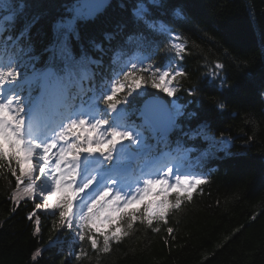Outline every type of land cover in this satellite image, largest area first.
Wrapping results in <instances>:
<instances>
[{
  "label": "trees",
  "instance_id": "16d2710c",
  "mask_svg": "<svg viewBox=\"0 0 264 264\" xmlns=\"http://www.w3.org/2000/svg\"><path fill=\"white\" fill-rule=\"evenodd\" d=\"M79 1L23 0L25 17H41L32 29V47L14 41L0 64V73H6L10 68L4 58L13 60L14 73L19 75L6 81L21 101L27 98L26 86L13 90L15 80L30 74L51 54L59 57L55 25L71 19ZM134 2L112 0L102 13L76 22L74 31L80 39H71L70 44L80 62L72 65L70 73H62L59 99L71 105L76 98L64 99L65 88L70 95L88 90L93 95L102 86L105 108V97L124 83L117 99L126 102L131 93L125 74L135 70L149 81L137 89L141 97L146 92L163 96L183 113L168 142L182 140L184 161L196 162L197 176L191 181H157L159 189L150 188L146 202L145 196L122 202L109 196L93 209L107 193L78 203L76 198L71 217L72 200L53 204L48 198L56 191L52 178L61 187L70 184L65 175L35 139L24 160L17 136L0 129V264H264V0H162L164 9L150 12L154 20L135 15ZM117 23H126L128 33L149 26L151 41L118 35L105 41L103 64H94L91 57L99 58L101 53L89 46V40H102L103 33ZM1 26L5 30L0 40L7 43V36L19 31L15 21ZM177 44L184 45L179 56ZM50 45L52 51L45 52ZM139 55L142 60L135 69L126 66ZM181 57L188 77H177L172 86L191 90L190 85H198L202 93L189 96L178 91L171 97L153 88L156 67L161 71L178 67ZM217 64L225 68H216ZM208 74L224 77V84L208 79ZM31 89L37 91L35 85ZM212 101L226 106L217 109ZM120 105L127 114L124 123L144 136L136 147L133 133L132 139H126L131 147L151 144L133 109ZM101 112L107 120L108 113ZM192 112L197 116L191 117ZM40 152L43 161L38 158L33 165L32 155ZM46 167L49 174L44 173ZM137 199L143 206H135ZM130 203L134 206L129 211ZM37 249L41 256L34 260Z\"/></svg>",
  "mask_w": 264,
  "mask_h": 264
},
{
  "label": "snow or ice",
  "instance_id": "6c2138e0",
  "mask_svg": "<svg viewBox=\"0 0 264 264\" xmlns=\"http://www.w3.org/2000/svg\"><path fill=\"white\" fill-rule=\"evenodd\" d=\"M96 0H81L79 6H74L72 9L74 15L71 19H67L66 21L60 23L58 22L55 27L58 33V39L54 42V47L56 53L59 55L60 59L66 65H72L74 63H79L80 61L76 60V57L73 54V50L70 44L71 39L79 40L80 36L78 33L74 31V27L76 22L79 19H84L88 17H92L98 11V9L94 6ZM122 8L125 7L124 4L120 5ZM25 3L23 0H0V11L6 13L3 16H0V21H15L16 25L19 28V31L16 32L15 36H7L8 40H15L17 42H22L27 44L30 48L32 47V29L39 23L41 17L39 15H33L31 17L24 16L25 10ZM132 9L135 12V15H147L150 20L156 19V17L150 15V12H154L156 10L164 9V4L162 0H135L132 4ZM149 26H146L145 31H137L133 33L127 32V24L126 23H117L111 31H105L103 33L102 40L91 39L89 40V46L96 52L101 53V57H91L94 64H103V56L106 55L105 51V41H112L116 38V36L124 34L126 40H132L135 37L137 40L149 43L151 41V34L148 31ZM84 47L83 45L81 46ZM53 45H50L48 48H45V52L52 51ZM176 53L179 56L180 53L184 51L183 44L175 45ZM53 57H49L51 61ZM83 59V56H82ZM181 64L178 67H169L167 70L161 71L159 66L156 67L155 72L153 73V77L151 79V85L156 90H162L168 96L175 97L179 92H185L189 96H195L197 92L202 93V89L199 86H191L190 89H178L177 87L172 86L173 81L176 80L177 77H188V72L183 66L181 57ZM133 69L136 68V65H132ZM216 68L224 69L225 65L217 64L215 65ZM19 75L18 73H14L12 70H9L7 73H0V79H4L5 81L11 77L13 79ZM50 73H42V78L45 80V93L41 97L40 104L37 107L34 120L38 121L45 109L50 108L53 103L59 98L61 95V85L58 77L50 78ZM208 79L221 81V84H224V77L222 76H213L212 74H208ZM125 79L129 82L127 90L130 89V95L127 101H122L117 99V93L120 92L122 89L125 88L124 83H118L114 88L113 94L105 97V104H107L112 112H115L118 109V104L128 105L130 108L133 109V112L136 118L142 122L146 126H151L155 123H162L167 129L177 126L176 116L183 115L180 111L179 107L175 109V115H173L167 104L164 101L160 100L157 96L152 93H144L141 97L140 93L137 92V89L141 88L142 84H147L149 81L143 75H139L136 73L135 70L129 71L125 74ZM135 98L132 99L134 97ZM217 106V109L223 110L225 108V104L222 102L212 101ZM5 109V116L8 117L10 120H13L17 126L20 128L21 132V139L23 140V120L16 121L15 114L13 113L12 109H10L7 105L4 106ZM264 111V109H262ZM191 117H196L197 113L192 112L189 114ZM83 123L86 126H89L93 129L92 132V139L89 140V143L86 146L80 147L78 151L72 152L71 157L77 162L76 167L74 170L69 174L70 179H74L77 181L79 180L80 175V161L81 157L84 152L88 153H96L100 152L102 154H111L115 147L120 144L122 141L126 139H132L134 137L132 132L122 130L118 127H112L108 131V136L111 139H108L104 134H102L101 125L108 123V121H101L97 125H89L88 119H85ZM72 127L77 129L80 128V124L78 122H74ZM58 145V144H57ZM56 145V146H57ZM38 148H52L51 142L48 144H41L37 141ZM54 148H52L53 150ZM31 151V149H28ZM195 149H190L189 151H194ZM40 158L43 161V152H40V155L33 154L32 155V164L35 165L37 159ZM45 174H49V169L46 167L44 169ZM32 175V173H28ZM39 175V173H36ZM58 175V174H57ZM44 176H40L42 179ZM53 182L56 185V191L52 193L48 198L49 200L55 204L58 200L67 198L73 201V204L70 205V210L74 213V205L75 200L78 198V193L76 191L77 184H68L66 187H61L59 181H56L55 178H52ZM205 183L207 180L203 177ZM94 181L89 182L85 185V187L80 191L79 196L81 197L82 193L88 189ZM161 182H153L150 185L152 189H159ZM107 195V194H105ZM54 197H57L54 199ZM104 200V196H101L99 200L95 202L92 206L93 209L101 205V201ZM147 197L145 196L146 202ZM133 204L128 205L127 210H131L133 208ZM136 207L143 206V203L137 199L135 203ZM39 211V209H37ZM116 223L119 224V219L116 220ZM34 232L38 234V231L34 229ZM41 256V250L37 249L36 252L33 254V259L36 260L38 257Z\"/></svg>",
  "mask_w": 264,
  "mask_h": 264
},
{
  "label": "rangeland",
  "instance_id": "374dc122",
  "mask_svg": "<svg viewBox=\"0 0 264 264\" xmlns=\"http://www.w3.org/2000/svg\"><path fill=\"white\" fill-rule=\"evenodd\" d=\"M4 101H3V98H0V105L3 103ZM112 115H113V118H117V116H118V111L116 110L115 112H112ZM30 120H31V125H32V123L34 122L35 123V121H33V117L31 116V118H30ZM0 123H1V125L2 126H4V127H7V126H9L11 129H13L14 131H18V126H17V124L15 123V122H12L11 120H9L8 118H6V117H0ZM18 133V132H17ZM39 137H41V136H39ZM27 145H28V140L26 139V138H23V140H22V148L23 149H25L26 147H27ZM218 146H220V145H218ZM72 163H77L74 159L73 160H71L68 164H67V166H70ZM68 169V168H67ZM115 172H117V171H115ZM118 172H120L119 170H118ZM95 173V172H94ZM93 173V174H94ZM92 178H94V175L92 176Z\"/></svg>",
  "mask_w": 264,
  "mask_h": 264
},
{
  "label": "water",
  "instance_id": "95a60500",
  "mask_svg": "<svg viewBox=\"0 0 264 264\" xmlns=\"http://www.w3.org/2000/svg\"><path fill=\"white\" fill-rule=\"evenodd\" d=\"M112 2V0H96L95 3V7L98 9V11L95 13V15L101 13L102 11L105 10V8ZM81 3V1H80ZM80 3L78 4V6L80 5ZM94 15V16H95ZM263 16H264V11H263ZM160 100L164 101L165 104L168 105V103L166 102V100L159 98ZM169 107V106H168ZM170 110V109H169ZM155 126V128L160 129L162 132L166 133L169 132L167 131L168 129L162 124V123H155L153 124ZM172 129V128H170Z\"/></svg>",
  "mask_w": 264,
  "mask_h": 264
}]
</instances>
